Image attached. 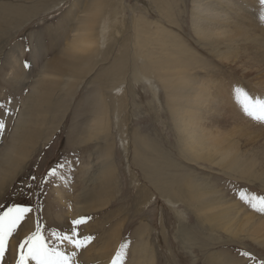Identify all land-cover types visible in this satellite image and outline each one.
Wrapping results in <instances>:
<instances>
[{"label": "rangeland", "instance_id": "1", "mask_svg": "<svg viewBox=\"0 0 264 264\" xmlns=\"http://www.w3.org/2000/svg\"><path fill=\"white\" fill-rule=\"evenodd\" d=\"M192 8V0H0V72L15 64L31 84L25 107L19 102L0 107L5 124L0 163L10 159L0 170V205L33 207L10 240L13 250L6 264H15V248L32 229L41 204L42 221L53 214L62 231H69L74 219L100 216L90 213L108 206L102 212L111 218L104 245L110 246L108 252L89 244L79 253L80 264H111L125 242L124 264L133 259L142 264L264 260V243L236 227L204 222V206L213 203L212 197L223 196L251 214L239 192L264 195L260 183L207 160L208 153L224 150L240 136L239 151L244 152L248 136L264 133V124L244 114L233 91L241 87L261 98L264 64L260 57L235 63L212 57L194 34ZM254 25L264 37L263 20L255 18ZM157 36L161 47L178 43L185 52L159 50ZM144 55L165 72L168 63L177 70L188 64L184 71L196 80L189 79L181 95L167 90L166 78L158 77L141 59ZM200 97L208 106L216 101L210 108H221L220 120L212 117L206 125L186 120L194 110L191 102ZM61 164L58 175L42 184L48 171ZM169 200L178 202L177 209ZM88 226L90 220L78 227L82 236L90 235Z\"/></svg>", "mask_w": 264, "mask_h": 264}, {"label": "bare ground", "instance_id": "2", "mask_svg": "<svg viewBox=\"0 0 264 264\" xmlns=\"http://www.w3.org/2000/svg\"><path fill=\"white\" fill-rule=\"evenodd\" d=\"M192 3L194 34L198 39L199 45H204L205 49L209 50V54L212 57L225 59L230 63H235L239 59L254 60L253 58L260 57L261 63L264 64V37L254 32V19L261 17L262 12L259 0H192ZM70 14H72V12H70ZM108 20H110V18ZM92 23H94V19L90 17V24ZM160 40L157 36L155 43L157 41L158 44L162 43ZM173 47L167 49L166 47L163 48L160 46L158 48L159 50H163V52H167L168 50V52L173 55L185 52L184 48L178 43H175ZM146 57L147 56L144 55L141 59H145L149 62ZM149 64L157 71L159 78H166V89L175 91L180 95L183 88L190 84L189 79L196 80L194 76L184 71L188 69V64H185L183 68L177 70V67H171L172 64L168 63L167 68H169V70H166V72L164 71L165 68H159V64L154 58L150 60ZM260 96L264 99V90L261 92ZM213 102L216 101H212L208 106L209 101L203 97L193 100L191 106L194 110L189 111L190 114L186 117V120L192 121V119H194L204 125L211 123L213 120L217 119V117L220 120L221 108L216 107L217 111H212L210 107ZM217 105L219 106L220 104L217 103ZM22 138L23 136L21 140ZM242 138L243 136H240V138H234L230 142H227L224 150H220L216 153H208L207 160L211 164L219 165L223 171L234 173L249 181L260 183L264 191V133L248 136L244 141V145L246 146L244 147V152L239 151V142ZM138 143H140L139 138ZM233 150H236L237 153L234 154L232 152ZM247 154H252V157L245 159ZM9 164L10 159L0 163V170L3 171ZM156 183L159 186V183ZM170 183L175 186L179 184V182L175 180H170ZM189 186L190 193L194 195L197 194L195 184L190 182ZM207 193L210 194V192ZM212 200L213 203L210 206H204L207 212V216L204 218L205 221L202 217H198V219L209 225L219 223L223 226H231V228L236 227L243 235L249 238L251 237L256 243L263 246L264 215L251 208L248 210L251 214H248L244 211V207L238 206L234 202L231 203L229 200L224 199L223 196L222 199L212 197ZM169 201L168 203L173 208L177 209L179 205H176V203L178 202ZM210 229H212V227ZM109 247L110 246H102L100 250L103 249L106 253ZM145 250L146 251L143 250L144 252H142V254L148 252L147 249ZM84 259L87 261L92 260L89 255H84ZM136 260L133 259L131 264H142L140 261ZM216 263L219 264L218 262Z\"/></svg>", "mask_w": 264, "mask_h": 264}, {"label": "snow or ice", "instance_id": "3", "mask_svg": "<svg viewBox=\"0 0 264 264\" xmlns=\"http://www.w3.org/2000/svg\"><path fill=\"white\" fill-rule=\"evenodd\" d=\"M262 7L261 20H264V0H259ZM24 67H29L27 61ZM234 97L240 105L244 114L253 121L264 124V99L253 97L241 87L234 88ZM0 107H4L0 105ZM5 127L3 121H0V131ZM63 165L51 168L41 183L49 182V178L58 175V169ZM35 180V177H32ZM31 188V185L28 186ZM239 198L254 211L264 215V195H256L246 191L239 192ZM42 204L36 208L37 217L35 222V230L19 241L15 248L16 258L15 264H80L78 260L79 253L85 249L94 239L91 235H81L78 227L85 224L91 217H80L71 221L69 231H58L51 229L45 231V225L42 222L39 213L42 210ZM0 264H6V256L9 251L13 250L10 240L21 222L33 212V207L23 203H13L5 207L0 205ZM128 243H121L111 264H124L126 258V249ZM251 259H255L249 253H243ZM259 264H264V260H260Z\"/></svg>", "mask_w": 264, "mask_h": 264}, {"label": "crops", "instance_id": "4", "mask_svg": "<svg viewBox=\"0 0 264 264\" xmlns=\"http://www.w3.org/2000/svg\"><path fill=\"white\" fill-rule=\"evenodd\" d=\"M51 59V58H50ZM21 65L23 64V62H20ZM37 64H34V66ZM45 65V64H44ZM17 67L14 64V67H12V70H8L7 72H0V99L3 100V102L1 103V105H8L10 103L12 104H17L18 102L25 107V103L27 101V98L29 96H27V94L29 93V89H26L28 86H30L31 84L26 82V78H25V74L22 71V69H16ZM10 76L12 75L11 78H7L6 76ZM17 75V79L14 78V76ZM4 76V79H3ZM6 79V80H5ZM4 80L6 82H4ZM7 97V99H5ZM30 98V97H29ZM28 98V100H29ZM27 104V103H26ZM61 106H63V104L61 103ZM59 130L56 129L54 130V132L52 133V135L49 137L48 140L52 139L55 134L58 132ZM7 139L8 137L11 138L10 134H7ZM108 206L106 207V209H104L103 211H99L96 213H90L91 216L100 214V216L94 217L90 219V227L88 226L87 229H90L88 232L90 233L91 236H94L95 239L90 243V246H104L106 241H107V236L111 231V218H107L105 219V214L102 213L107 209ZM53 214H50V216H46V218L44 219L43 216V223L45 225V231L47 233V231L51 230V229H56L58 231H62L61 228V223L60 220L55 217L52 216ZM55 215V214H54ZM108 215V214H106ZM115 218V217H113ZM42 220V219H41ZM35 222L36 220L30 222V227H32L33 231L35 230ZM32 229H30L28 231V233L32 232ZM119 235H122V231H120ZM25 236H27L25 234ZM121 240V238H118V242Z\"/></svg>", "mask_w": 264, "mask_h": 264}]
</instances>
